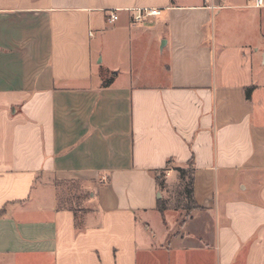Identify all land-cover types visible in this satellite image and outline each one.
<instances>
[{
    "label": "crops",
    "instance_id": "0c3cea01",
    "mask_svg": "<svg viewBox=\"0 0 264 264\" xmlns=\"http://www.w3.org/2000/svg\"><path fill=\"white\" fill-rule=\"evenodd\" d=\"M1 211L0 264H264V7L0 0Z\"/></svg>",
    "mask_w": 264,
    "mask_h": 264
},
{
    "label": "trees",
    "instance_id": "16d2710c",
    "mask_svg": "<svg viewBox=\"0 0 264 264\" xmlns=\"http://www.w3.org/2000/svg\"><path fill=\"white\" fill-rule=\"evenodd\" d=\"M112 82V79L106 80L105 84H109ZM252 88L246 90V98L249 100L252 95ZM191 166V165H190ZM180 179L182 181V188H183V196L185 198L186 204L188 205L187 210H190L191 212L193 210L199 209L197 206L195 199H194V175L193 170L190 169L188 171L186 170H179ZM160 180V179H159ZM160 186H163V183L160 182ZM166 203L164 201H160L159 203V211L164 214L166 210ZM4 215L3 211L0 212V218ZM184 221L181 223V226H183Z\"/></svg>",
    "mask_w": 264,
    "mask_h": 264
},
{
    "label": "rangeland",
    "instance_id": "374dc122",
    "mask_svg": "<svg viewBox=\"0 0 264 264\" xmlns=\"http://www.w3.org/2000/svg\"><path fill=\"white\" fill-rule=\"evenodd\" d=\"M188 169V168H186ZM187 171V170H186ZM177 181L170 188L167 189L166 201L169 203V208L172 210L171 214L180 221L187 220L190 216V210H187L188 205L186 204L183 196L182 181L179 173H176Z\"/></svg>",
    "mask_w": 264,
    "mask_h": 264
},
{
    "label": "built area",
    "instance_id": "2783aa9c",
    "mask_svg": "<svg viewBox=\"0 0 264 264\" xmlns=\"http://www.w3.org/2000/svg\"><path fill=\"white\" fill-rule=\"evenodd\" d=\"M254 6L256 8H263L264 7V0H254ZM159 12L157 10L154 11H140L138 15L135 17L136 21H141L146 16H154L158 15ZM118 19V16L116 14H113L111 16V21H116Z\"/></svg>",
    "mask_w": 264,
    "mask_h": 264
}]
</instances>
